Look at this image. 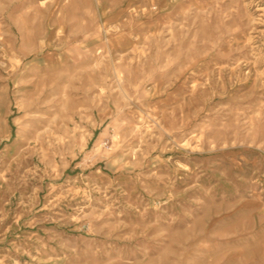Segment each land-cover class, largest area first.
<instances>
[{
  "label": "rangeland",
  "instance_id": "374dc122",
  "mask_svg": "<svg viewBox=\"0 0 264 264\" xmlns=\"http://www.w3.org/2000/svg\"><path fill=\"white\" fill-rule=\"evenodd\" d=\"M0 264H264V0H0Z\"/></svg>",
  "mask_w": 264,
  "mask_h": 264
}]
</instances>
